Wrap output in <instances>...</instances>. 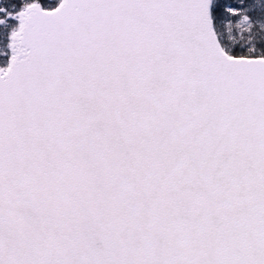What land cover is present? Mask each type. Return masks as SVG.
I'll return each instance as SVG.
<instances>
[{"label":"snow or ice","instance_id":"obj_1","mask_svg":"<svg viewBox=\"0 0 264 264\" xmlns=\"http://www.w3.org/2000/svg\"><path fill=\"white\" fill-rule=\"evenodd\" d=\"M0 264H264V0H0Z\"/></svg>","mask_w":264,"mask_h":264}]
</instances>
